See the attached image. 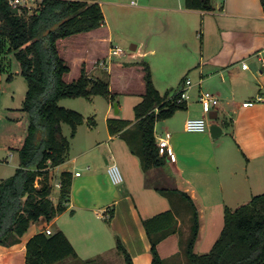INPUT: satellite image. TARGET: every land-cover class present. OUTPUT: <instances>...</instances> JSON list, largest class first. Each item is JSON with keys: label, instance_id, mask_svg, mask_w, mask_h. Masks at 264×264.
<instances>
[{"label": "crops", "instance_id": "obj_1", "mask_svg": "<svg viewBox=\"0 0 264 264\" xmlns=\"http://www.w3.org/2000/svg\"><path fill=\"white\" fill-rule=\"evenodd\" d=\"M97 1L104 13L102 26L71 35L75 38L82 34L84 37L77 39V45L90 47L80 57L81 68L89 75L92 67L87 52L92 53L96 42L102 41L98 29L107 22L104 3L124 5L114 0ZM144 2L138 9L142 22L137 26H143L147 32V42H142L141 47L133 43L130 59L122 66L132 69L140 63L148 64L155 86L166 97L187 90L189 97L185 105L162 123L157 120L155 125L157 142L160 136L171 133L177 159L171 160L160 151L167 157L165 163L145 170L140 156L132 152L126 139L120 133L112 134L108 127L110 117L135 120L136 115L125 116L124 105L118 103L117 111L112 101L104 115L106 127L101 129L96 121L94 127L85 125L86 122L80 124L74 136L67 135L70 139L67 159L50 165L53 186L50 198L55 204L60 198L61 174L73 173L66 209L52 220L42 216L32 221L20 241L11 245L0 243V264H27L28 240L48 227L53 232L63 230L67 234L78 252L77 264H127L118 249L119 237L134 264H152L151 242L144 219L173 209L178 218V231L159 244L161 255L169 260L181 252L180 229L184 235L190 231L188 201L181 200L175 190L186 191L198 207L200 231L195 251L203 236L200 251H205L212 248L221 234L226 207L236 208L264 192V7L261 0H213L212 10L189 8L186 0ZM131 4L138 5L132 0ZM112 27L110 23L109 34L103 38L110 43ZM159 36L163 42L158 40ZM67 38L59 40V48L69 63L66 52L74 45L66 43ZM9 46L8 40L0 38V181L9 177V157L19 156L18 148L29 126L28 114L23 110L28 82ZM147 57H150L148 61ZM172 59L180 63L174 72L186 73L180 81H174L177 76L164 65ZM109 61L104 69L93 67L95 76L108 80L111 88L114 67L107 70ZM244 63L248 64L247 68L243 67ZM19 76L26 83H21ZM141 85L145 87L141 86L143 91L136 97V104L143 99L146 80ZM203 90L211 91L220 100L210 113L204 111L200 101ZM201 116L209 118L206 130L186 129L188 118ZM82 129L80 150L72 153L73 141L80 140ZM18 158L14 173L20 165ZM114 163L123 174L120 183H115L109 174V167ZM209 221H214L216 231L214 223L209 226ZM69 262L70 257L54 264Z\"/></svg>", "mask_w": 264, "mask_h": 264}, {"label": "trees", "instance_id": "obj_2", "mask_svg": "<svg viewBox=\"0 0 264 264\" xmlns=\"http://www.w3.org/2000/svg\"><path fill=\"white\" fill-rule=\"evenodd\" d=\"M264 7V0H261ZM189 8L214 9L213 0H186ZM104 13L97 0H41L39 7L19 14L8 0H0V38L9 41L28 82L23 104L29 126L23 143L18 148L20 165L13 175L0 181V243L11 245L21 240L34 220L44 216L52 220L66 209L70 197L73 173L61 174V193L58 204L50 198V165L67 159L70 139L63 132V123L72 127V136L87 119L75 109L60 104L68 97L91 98L101 94L111 101L117 94L110 82L91 77L85 70L72 81L65 76L71 65L62 55L59 40L102 26ZM146 68H149L147 64ZM143 99L135 105L136 119L110 117L108 127L112 134L120 133L130 149L139 155L145 170L162 166L166 155L160 152L155 135L157 120L171 116L185 105L179 101L180 93L171 97L161 95L147 70ZM95 123V120L88 119ZM188 204L191 213L187 236L180 229V248L185 264H264V192L236 208L226 207L225 222L220 236L209 252L198 253L195 244L200 231L197 205L186 191L175 190ZM178 196V197H179ZM110 214L109 217H111ZM178 218L169 209L144 219L153 254L152 264H168L159 251V243L178 231ZM118 249L127 264L133 258L119 237ZM78 252L63 230L47 234L41 231L27 242V264H54Z\"/></svg>", "mask_w": 264, "mask_h": 264}, {"label": "rangeland", "instance_id": "obj_3", "mask_svg": "<svg viewBox=\"0 0 264 264\" xmlns=\"http://www.w3.org/2000/svg\"><path fill=\"white\" fill-rule=\"evenodd\" d=\"M117 2H121L124 5L118 6L114 5L112 3H109L108 1L104 3V7L106 9V14H107V22L106 24L98 29L100 36H102V41H98L96 48H93L92 53L87 52L88 60L91 63L90 67L91 74L88 75L91 77H96L95 76V67H102L104 69V66L100 65V60L102 59H107L109 61V66L107 67V70L110 71L109 69H112L114 67V72H112L111 79H112V90L117 94V100L113 102L114 104V109H115V103L118 102L120 104L124 105V110L123 113L126 114L125 116L131 117L135 116V104L136 100L139 95L143 90L141 89L142 80H146L145 78V73L147 70L149 72L150 68H144L147 66V64L140 63L137 67L128 69V68H123L122 64L125 62V60L130 59V53L133 51L131 49V46L133 43H139V46L141 47L140 44L142 42H147V32L144 31L143 26L138 27L137 25L142 22V15H139V8L145 3L144 0H138V5H132L131 0H114ZM30 2L33 4V8L30 9V11H34L39 7L40 0H30ZM110 23L113 25L111 28L112 33H113V39L111 40L112 43L107 42V40L103 39L104 37L108 36L109 34V27ZM162 27L161 23L158 24V28ZM201 31V29H200ZM69 36L67 38L66 43L73 44L74 46L68 47V51L66 54L69 57V63L72 67L71 71L66 74L65 78L67 81H72L74 79H77V77L80 76V72L82 70H85V68H81V61L80 57L85 56L86 53H84L86 50H88L90 47L88 44H86L83 47L78 46L76 43L78 38H82V34H79V36ZM173 37V36H171ZM158 40L163 42V38L161 36L158 37ZM74 41V42H73ZM175 39L171 40V42H174ZM72 42V43H71ZM112 45H120L122 46L126 52L120 56H111L110 55V49ZM80 47V48H79ZM80 49V50H79ZM152 57V56H151ZM150 57H147L146 60L148 61ZM142 61L143 58H140ZM162 63V62H161ZM163 64V63H162ZM95 65V67H93ZM164 65H168L169 69L173 71L174 75L177 77L174 79V81H180L183 77H185L186 73H178L179 70L174 72V69H178V66L180 65L179 62H176L174 59L172 61H166ZM106 67V66H105ZM106 69V68H105ZM146 70V71H145ZM14 71V69L12 70ZM97 71V70H96ZM101 72V70L99 71ZM172 73V74H173ZM178 73V74H177ZM158 76H160V72L157 73ZM19 81L21 83H26L24 78L19 76ZM27 85V84H26ZM145 87V86H144ZM163 96H166L165 93ZM112 101L108 99L106 96L97 94L93 95L92 98H87L84 96H78V97H68L66 99H62V102L60 101V104L67 107V108H72L75 109L81 113H83L86 117V124L85 125H90L91 127H94V123L89 122L88 119L90 120H95L98 122L101 126V129L105 128L104 124V115L108 107H110V104ZM164 118L159 119L160 123H162ZM209 119V118H208ZM158 120V121H159ZM88 127V126H84ZM72 131V127L70 124L65 123L64 124V134L70 137ZM84 134V130L82 129L81 135L78 138L77 142H74V148L73 152H78L80 150V141L82 140ZM89 155V154H88ZM19 156L15 154L13 157H9V173H7V176H11L14 173L15 168L13 166H16L18 164V158ZM82 166V165H81ZM57 190H55L54 196L57 195ZM214 223V221H209L208 224L211 226ZM187 225L190 227V223L187 222ZM216 226L215 223L213 225L214 231H216ZM188 235V234H187ZM185 233V236H187ZM219 236V235H218ZM217 237H215L216 239ZM214 239V241H215ZM205 237L203 236L202 242H198V246L196 251L198 253H204V252H209V249H206L205 251H200L202 250V243L204 242ZM160 244V243H159ZM212 246V245H211ZM159 247V245H158ZM200 251V252H199ZM75 257H70V261L68 264H77ZM168 261V264H185L186 263V257L182 252L179 254L174 255V257L170 258ZM115 262H117L115 260ZM107 263V262H106ZM82 264H90L88 262H82Z\"/></svg>", "mask_w": 264, "mask_h": 264}, {"label": "built area", "instance_id": "obj_4", "mask_svg": "<svg viewBox=\"0 0 264 264\" xmlns=\"http://www.w3.org/2000/svg\"><path fill=\"white\" fill-rule=\"evenodd\" d=\"M41 1V0H40ZM10 6L17 11V13L21 14L24 11V8H27L30 11L33 8V4L30 0H8ZM133 4H137L138 0H132ZM126 50L120 45H112L110 49L111 56H120L124 54ZM107 62V59L100 60V65L104 66ZM244 68L248 67L247 63L243 64ZM187 83H191L190 79H187ZM189 97V94L186 89H183L180 92L179 101L186 100ZM200 101L203 105V109L206 113H210L213 111L219 104V98L209 90H203L200 94ZM208 127V119L206 116L201 117H190L186 120V129L189 131H204ZM158 146L162 153H166L171 160H176L177 155L171 144V133L167 132L166 134L160 136L158 138ZM80 174V171L77 172ZM109 174L112 180L115 183H120L123 181V174L119 168V166L114 163L109 167ZM47 234H52L53 229L51 227L46 228Z\"/></svg>", "mask_w": 264, "mask_h": 264}, {"label": "water", "instance_id": "obj_5", "mask_svg": "<svg viewBox=\"0 0 264 264\" xmlns=\"http://www.w3.org/2000/svg\"><path fill=\"white\" fill-rule=\"evenodd\" d=\"M115 107H116V110L119 111V105H118V102L115 103ZM211 117H213V115L211 114ZM216 126L215 124L213 125V127Z\"/></svg>", "mask_w": 264, "mask_h": 264}]
</instances>
